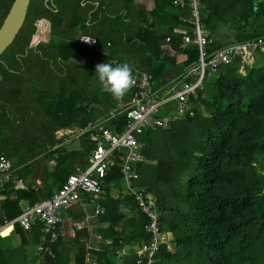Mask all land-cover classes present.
I'll return each mask as SVG.
<instances>
[{
	"label": "trees",
	"instance_id": "16d2710c",
	"mask_svg": "<svg viewBox=\"0 0 264 264\" xmlns=\"http://www.w3.org/2000/svg\"><path fill=\"white\" fill-rule=\"evenodd\" d=\"M11 2L0 0V24ZM206 5L202 23L210 35L216 21H226L229 10H233V20L239 18L231 25L233 42L224 45L264 37V28L254 27L264 17V1L254 11L250 0H229L220 4L221 9L217 0ZM135 7L132 0H30L21 28L0 55V154L13 161V177L23 179L40 161L51 158L57 151L53 149L57 130L82 126L100 110L114 106L116 100L100 90L97 64L127 62L161 86L195 60L194 49H178L181 34L177 31L184 27L178 17L187 16V9L173 7L171 0H154L149 12ZM38 20L48 22V38L31 47ZM158 26L166 31L157 33ZM87 38L95 43L85 46L81 39ZM165 38L174 54L186 57L181 64L160 48ZM224 45L214 41L212 48ZM256 54L264 57V51L256 50L253 58ZM238 68L235 58L217 69L212 90L192 103L193 117L164 130L171 141H149L148 134L163 131L141 135L144 161L135 167L137 185L156 197L160 228L169 233L168 245L173 248L170 252L161 246L156 264H264V64L253 62L243 74ZM197 103L203 115L196 110ZM114 122L123 125L125 119L117 116L109 121ZM157 147L160 154L155 152ZM89 149L84 142L80 151L57 156L51 169L41 170L40 187L35 190H14L11 177L3 193L7 197L14 194L15 199L2 201L4 215L10 219L18 213V200L30 206L48 197L74 164L87 158ZM121 188L115 165L103 180L98 200L103 213L97 216V223L105 227L97 233L107 245L90 252L97 263L115 264V250L148 239L142 231L146 218L131 196L111 195L110 189L120 193ZM83 201L87 203L86 196ZM7 206L14 211L9 213ZM122 207L131 214L125 220L119 213ZM67 210L57 215H69ZM32 228L40 232L39 225ZM14 233L20 237V245H25L23 231L15 227ZM39 235L41 232L34 234L36 241ZM84 236L81 228L74 233L72 255L61 251L58 237L49 246L53 257L44 255L41 264H85L86 249L79 241ZM122 263L133 264L134 257L123 258Z\"/></svg>",
	"mask_w": 264,
	"mask_h": 264
},
{
	"label": "built area",
	"instance_id": "2783aa9c",
	"mask_svg": "<svg viewBox=\"0 0 264 264\" xmlns=\"http://www.w3.org/2000/svg\"><path fill=\"white\" fill-rule=\"evenodd\" d=\"M250 1L256 5L264 0ZM171 5L188 11L187 16L178 17L185 27L177 31L181 34L178 49H194L195 60L184 68L182 74L161 86H155L148 74L132 66L136 84L125 99L116 101L111 109L104 110L99 117L88 120L82 126L66 128L58 133L61 142L82 139L89 146L84 166H75L48 197L23 206L13 219L2 220L0 232L13 227L29 232L32 226L39 225L41 237L37 254L53 257L49 246L59 237L56 231V224L60 223L57 212L81 204L82 196H86L92 215H101L103 208L98 200L102 198L103 180L107 172L117 165L121 176L120 193L131 196L137 210L146 218L142 231L148 239L131 245L133 264H156L160 247L169 249L170 235L160 228V213L155 198L145 187L137 185L135 167L144 161L141 153L145 144L141 135L145 131H164L172 123L185 117L192 118V103L204 98L202 81L205 78L214 76L220 66L230 65L235 58L239 59L238 72L243 74L244 68L254 62V52L264 51V37L213 49L214 39L200 20L201 0H171ZM32 40L36 41L34 45L39 41L37 37ZM168 41L165 38L164 42ZM83 44L90 46L93 43L83 41ZM109 63L115 65L113 60ZM117 116L124 117L123 125L109 123ZM11 169L10 160L0 154V198ZM119 211L129 214L126 207ZM114 254L115 258H119L123 251L115 250ZM93 259L86 258L85 264H103Z\"/></svg>",
	"mask_w": 264,
	"mask_h": 264
},
{
	"label": "crops",
	"instance_id": "0c3cea01",
	"mask_svg": "<svg viewBox=\"0 0 264 264\" xmlns=\"http://www.w3.org/2000/svg\"><path fill=\"white\" fill-rule=\"evenodd\" d=\"M153 3H154V0H132V4L134 6L140 7L145 12H149L153 8ZM217 6L219 8L221 5L219 4ZM136 7H135V9H136ZM220 9H221V7H220ZM202 11H204V6H203L202 1H201V10H200L201 22H202L203 17L206 14V12H205L204 15L201 16ZM46 23H47V21H44V20H39V22L35 23V27L36 26H39V28L42 27L41 29L38 28V31H37L38 32L37 34H39L38 36H40V35L44 36V33H48L49 27L46 25ZM243 25L244 24H242L241 26H243ZM203 26H204V24H203ZM261 27L264 28V26H261ZM219 28H220L219 26H217V28H215V34L220 30ZM179 29H185V27H181ZM41 31L43 34H41ZM155 31L157 33H159V32L164 33L166 31V28L158 26L155 29ZM211 37H212V39H214L213 34H211ZM214 41H215V39H214ZM30 42H31V39H30ZM160 48L166 53V55L174 57L176 64H181L183 62V60L185 59V56L182 54H174L169 49L167 43H165V42L160 45ZM113 61H115V60H113ZM103 111L104 110H102V111L100 110V113L97 117H99L101 115V113H103ZM72 127H74V125ZM72 127H67V128H72ZM64 129H66V128L59 129L54 133V139L56 141V145H54L53 149L60 151L61 148L63 147V145L77 141L79 144L78 147H76L75 149H71L70 151H80L82 149V145L84 143V141L82 139L69 141V142H61V140L58 139V136H59L58 133ZM57 151L51 156L50 159H47V161H49V165H51V167L46 166V164H45L46 161H40L38 163V164H42V165L38 169V174H37L36 178H33L32 180L30 178H31L32 174L34 173L35 168H37L36 166L38 164L34 167V170L32 173H30L26 177H22L23 179H19V178L16 179L15 177H13V172L15 170V168L13 167V161L11 159H9L10 162L12 163V169L10 171L8 181L11 179V177L13 178L12 179L13 189L14 190L15 189H24L27 187L28 189H34L35 190V189L39 188L40 187L39 180H40L41 170L44 167H47L49 169L52 168V166L54 165V159L57 156L62 154V153H60L59 155L56 154ZM142 158H143V156H142ZM83 161L85 162V159L84 160L81 159L80 161L75 163L74 167L78 166V165L80 167H83L84 166L82 164ZM150 162H154V161H150ZM74 167H73V170H74ZM8 181H7V183H8ZM31 181L33 183H31ZM3 189H4V187H3ZM110 193L112 196H116L118 194H121V193H118V190H116V189H110ZM6 198L9 201H13L15 199V195L9 194L7 197V195L2 193V197L0 198V223L4 219L5 220L9 219L4 215L5 211H4V208L2 207V204H1L2 201L5 200ZM26 205H27V202L25 200H18L15 203V206H17V208H18V210H17L18 213L15 216H13L12 218H10L9 220L15 218L19 214L20 208H22L23 206H26ZM6 208H7L9 213L14 211V208H12V207L7 206ZM67 211L69 212V215H66L65 217H60L56 214L60 220V223L56 224V231L59 235V239L61 240V243H60L61 244L60 245L61 251H66V252H68L69 255H72L71 250L69 248L67 249L66 247L73 246V244H74V240H73L74 233L76 231L80 230V228H81L84 230V232L86 234V236L79 238V241L84 244V248L86 249V255H85L84 260L86 258L87 259L95 258L90 252L91 251H98L99 249L101 250L102 247L100 245H104V244L107 245V240L100 238L99 234L97 233V230L104 229L105 225H99L97 223V216L92 215V209L85 201H83L79 205L73 206L72 208H70ZM119 213H120V211H119ZM121 215L124 217L123 220H125V217L126 216L129 217L131 214L129 213V215H128L126 213V215L125 214H121ZM14 228L15 227L8 228V229L2 230L0 232V264H41L42 258L40 255L37 254V251H38V248L40 245V237L41 236L39 235L37 237V241L35 240V237H34V234L37 235L40 232L36 231L35 228H32L29 232L23 231L22 235H23V238L25 240V245H20V237H17V235L14 233ZM28 248H29V250H28ZM120 250H123V248H121ZM2 253H5V254H2ZM114 262H115V264H123L122 259H119V258H115Z\"/></svg>",
	"mask_w": 264,
	"mask_h": 264
},
{
	"label": "rangeland",
	"instance_id": "374dc122",
	"mask_svg": "<svg viewBox=\"0 0 264 264\" xmlns=\"http://www.w3.org/2000/svg\"><path fill=\"white\" fill-rule=\"evenodd\" d=\"M211 1L213 2L214 0H203V4L204 5H210V3H211ZM217 2L219 3V4H223V3H228L229 1L228 0H226V1H224V0H217ZM245 3H246V9H247V1H244ZM251 2V1H250ZM252 3V2H251ZM253 4V7H252V11H254V10H256V8H257V4L255 5L254 3H252ZM206 5V6H207ZM230 11V15L228 16V17H226L225 16V20L226 21H224V22H222V23H218L217 21H216V28H217V26H219L220 28V30L215 34V32L213 33V37H214V39H215V41H217V42H219V43H221V44H225V43H229V42H233L232 41V39H233V34L235 33V29L234 28H232L231 27V25H232V23H234V24H236L237 23V20H239V18H236V20H233V10H229ZM206 11H205V9H204V11H202L201 12V16H203L204 15V13H205ZM250 16H253V15H250ZM248 18V17H247ZM264 17L262 16H260V19H258L257 21H256V24L254 25V27L255 28H261V26H264ZM248 20H249V18H248ZM222 21H223V18H222ZM252 24V23H251ZM262 24V25H261ZM241 26V25H240ZM252 26H253V24H252ZM38 28H39V26H36L35 27V33H33V38H34V40L36 39V37L38 38V42H44L45 40H47V38H48V36H47V33H44V36L43 35H40V36H38L39 34H37L38 32ZM42 28V27H41ZM248 33H250V32H247V33H239V37H244V36H246V35H248ZM41 34H43L42 33V31H41ZM36 41H33L32 39H31V43L34 45V43H35ZM37 42V43H38ZM254 63H255V65H262V64H264V57L262 56V55H260V54H256L255 56H254ZM202 87H203V91H202V94L204 95V98H206L205 96H206V94L208 93V92H210L211 90H212V87H213V76L212 77H209V78H205L203 81H202ZM192 106H193V104H192ZM195 107L197 108H195L197 111H198V113L200 112V114L201 115H203L204 114V110H203V108H202V106L199 104V103H197L196 105H195ZM148 137H149V141H153V140H155L156 138L157 139H160V140H158V141H160V142H163V141H171V136H170V134L168 133V132H160L159 134L158 133H155V132H153V133H150V134H148ZM173 139H174V137H173ZM143 142H145L144 140H143ZM145 144V143H144ZM78 142L77 141H74V142H71V143H68V144H65V145H63V147L61 148V150L59 151H57V153L56 154H60V153H62V154H64L65 152H70V150L71 149H75L76 147H78ZM168 147H169V144H167L166 143V148H167V150H168ZM160 149L157 147L156 149H155V152L157 153V154H160ZM169 151V153H170V149L168 150ZM172 152V151H171ZM45 164H46V166H48V167H51V165H49V161H46L45 162ZM150 164H153L152 162L150 163ZM42 164H38L36 167L37 168H35V170H34V173L32 174V176H31V180L33 179V178H36V176H37V174H38V169L40 168V166H41ZM182 177H185L184 175H182ZM31 183H33L32 181H31ZM175 189H177V187H175ZM154 196V195H153ZM155 197V196H154ZM156 198V197H155ZM105 245V244H104ZM104 245H100L101 247H103ZM67 249L69 248L70 250H71V248H72V246H68V247H66ZM33 249V248H32ZM31 249V250H32ZM169 249H170V252H173V248L171 247V245H169ZM28 250H29V248H28ZM123 255L121 256V257H119V259H123V258H125V259H129V258H131L132 256L134 257V254H133V248L131 247V246H128V247H123ZM39 255V254H38ZM130 255H132V256H130Z\"/></svg>",
	"mask_w": 264,
	"mask_h": 264
},
{
	"label": "clouds",
	"instance_id": "9594fccd",
	"mask_svg": "<svg viewBox=\"0 0 264 264\" xmlns=\"http://www.w3.org/2000/svg\"><path fill=\"white\" fill-rule=\"evenodd\" d=\"M81 40L95 43L93 38ZM95 76L98 78L100 90L110 94L116 101L122 100L136 84L133 68L127 62L115 66L108 62L99 63L95 66Z\"/></svg>",
	"mask_w": 264,
	"mask_h": 264
},
{
	"label": "water",
	"instance_id": "95a60500",
	"mask_svg": "<svg viewBox=\"0 0 264 264\" xmlns=\"http://www.w3.org/2000/svg\"><path fill=\"white\" fill-rule=\"evenodd\" d=\"M29 2L30 0H12L0 24V55L11 44L21 28ZM37 22H39V20ZM46 25L49 27L48 22ZM32 38L33 35L31 36V39ZM29 46L32 47L34 45L30 42Z\"/></svg>",
	"mask_w": 264,
	"mask_h": 264
}]
</instances>
